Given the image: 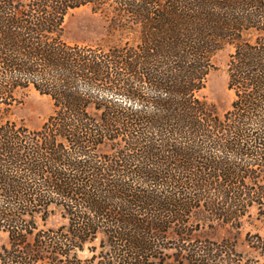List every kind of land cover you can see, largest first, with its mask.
Wrapping results in <instances>:
<instances>
[{
  "label": "trees",
  "instance_id": "trees-1",
  "mask_svg": "<svg viewBox=\"0 0 264 264\" xmlns=\"http://www.w3.org/2000/svg\"><path fill=\"white\" fill-rule=\"evenodd\" d=\"M89 6L115 41L64 39ZM230 108L201 95L214 56ZM50 99L40 128L17 92ZM264 0H0V264H264ZM244 245L264 258V237ZM87 256H83V254Z\"/></svg>",
  "mask_w": 264,
  "mask_h": 264
},
{
  "label": "rangeland",
  "instance_id": "rangeland-1",
  "mask_svg": "<svg viewBox=\"0 0 264 264\" xmlns=\"http://www.w3.org/2000/svg\"><path fill=\"white\" fill-rule=\"evenodd\" d=\"M115 38L116 34L110 33L108 18L99 12H93L89 6L72 10L65 16L64 39L69 43L94 44L115 41ZM231 51V48H226L214 56L212 60L214 70L208 75L206 86L201 91V95L214 105L219 114H223L230 108L233 98L226 86V65ZM16 95L18 103L12 108L9 118L14 121H22L30 129L40 128L53 111L50 99L33 89L18 91ZM247 232L259 233L264 237V227L255 220L245 223L238 231L218 226L212 236L214 238L235 236L239 252L264 262V258L244 245L243 240ZM7 242V235L0 232V250L7 245ZM83 256H87V254L84 253Z\"/></svg>",
  "mask_w": 264,
  "mask_h": 264
}]
</instances>
